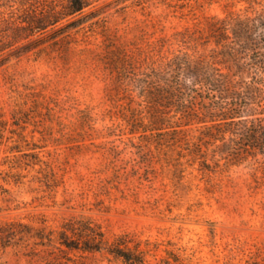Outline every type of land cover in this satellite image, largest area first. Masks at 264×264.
<instances>
[{
  "label": "rangeland",
  "instance_id": "rangeland-1",
  "mask_svg": "<svg viewBox=\"0 0 264 264\" xmlns=\"http://www.w3.org/2000/svg\"><path fill=\"white\" fill-rule=\"evenodd\" d=\"M90 1L60 24L76 26L0 67V264H126L61 245L71 217L135 233L149 264H264V156L223 158L221 140L193 149L197 123L124 121L110 68L124 48L165 37L177 49L174 32L245 4Z\"/></svg>",
  "mask_w": 264,
  "mask_h": 264
},
{
  "label": "trees",
  "instance_id": "trees-1",
  "mask_svg": "<svg viewBox=\"0 0 264 264\" xmlns=\"http://www.w3.org/2000/svg\"><path fill=\"white\" fill-rule=\"evenodd\" d=\"M40 2L0 0V67L43 42H33L35 36L53 30L56 38L76 26L83 18L60 24L92 4L62 0L58 8L53 3L40 7ZM227 3L245 7L174 32L177 49L164 51L170 38L161 37L144 49L124 48L112 58L116 87L129 99L122 119L177 121L174 132L197 123L201 134L196 140L186 138L193 149L221 140L223 145L214 150L223 158L264 156V0ZM89 15L93 12L85 17ZM59 242L68 249L104 251L126 264H149L148 249L135 233L109 238L101 225L86 217L67 219Z\"/></svg>",
  "mask_w": 264,
  "mask_h": 264
}]
</instances>
